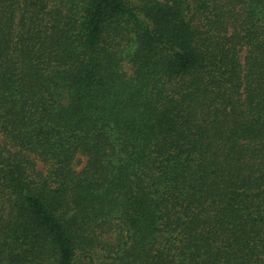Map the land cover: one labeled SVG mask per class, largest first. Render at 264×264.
Listing matches in <instances>:
<instances>
[{"label": "trees", "instance_id": "1", "mask_svg": "<svg viewBox=\"0 0 264 264\" xmlns=\"http://www.w3.org/2000/svg\"><path fill=\"white\" fill-rule=\"evenodd\" d=\"M0 264H264V0H0Z\"/></svg>", "mask_w": 264, "mask_h": 264}, {"label": "rangeland", "instance_id": "2", "mask_svg": "<svg viewBox=\"0 0 264 264\" xmlns=\"http://www.w3.org/2000/svg\"><path fill=\"white\" fill-rule=\"evenodd\" d=\"M245 52V51H244ZM245 53H243V55H244ZM79 161H77V164H76V168L77 169H81L84 165H85V163H86V161H87V156H85V155H79Z\"/></svg>", "mask_w": 264, "mask_h": 264}]
</instances>
